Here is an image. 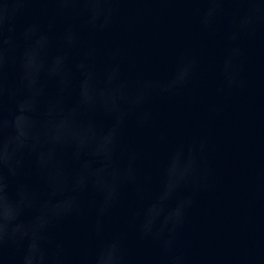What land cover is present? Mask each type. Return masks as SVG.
Wrapping results in <instances>:
<instances>
[{
    "label": "clouds",
    "instance_id": "clouds-1",
    "mask_svg": "<svg viewBox=\"0 0 264 264\" xmlns=\"http://www.w3.org/2000/svg\"><path fill=\"white\" fill-rule=\"evenodd\" d=\"M168 2L173 0H0V264H264V254L254 250L209 261L190 257L188 245H181L197 194L211 186L205 137L168 149L157 192L147 200L142 153L123 139L130 122L137 131L153 126L149 105L155 98L194 85L197 58L181 54L166 76H145L134 61L125 63L120 47L104 51L81 39L82 32H109L124 4ZM182 2L204 5L195 12L206 31L227 18L217 91L244 87L239 42L257 39L264 0ZM148 11L135 9L137 16ZM155 142L169 141L159 133ZM125 189L135 208L128 225L109 235L105 221ZM88 214L87 249L53 237ZM129 231L150 251L132 255Z\"/></svg>",
    "mask_w": 264,
    "mask_h": 264
},
{
    "label": "water",
    "instance_id": "water-1",
    "mask_svg": "<svg viewBox=\"0 0 264 264\" xmlns=\"http://www.w3.org/2000/svg\"><path fill=\"white\" fill-rule=\"evenodd\" d=\"M121 7L122 15L109 32L96 36L82 32L81 39L104 51L120 47L125 63L134 61L138 73L145 76H166L181 54L198 60L194 85L174 97L151 102L154 123L150 129L137 131L130 122L125 130L124 142L141 151V175L149 178L144 198L151 199L157 192L160 164L168 149L203 136L208 141L211 186L197 194L181 245H188L190 257L209 261L253 250L264 254V27L255 41L239 42L244 51L241 77L245 86L221 93L217 90L221 87L219 66L228 48L226 17L216 21L213 31H206L195 12L202 4L173 0ZM138 7L149 11L137 16ZM62 27L58 25L56 33ZM53 88L50 84L49 91ZM159 133L167 135L168 145L155 142ZM135 203L131 190L125 189L120 206L105 221L107 234L128 225ZM90 223L88 214L54 230L53 237H64L69 248L87 249L92 243ZM128 246L132 255L150 251L137 244L131 231Z\"/></svg>",
    "mask_w": 264,
    "mask_h": 264
}]
</instances>
